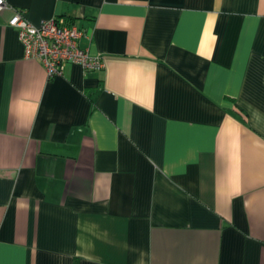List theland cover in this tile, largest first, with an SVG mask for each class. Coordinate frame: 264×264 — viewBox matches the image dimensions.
<instances>
[{"label": "crops", "instance_id": "0c3cea01", "mask_svg": "<svg viewBox=\"0 0 264 264\" xmlns=\"http://www.w3.org/2000/svg\"><path fill=\"white\" fill-rule=\"evenodd\" d=\"M4 1L0 264H264V0ZM20 10L104 69L48 78Z\"/></svg>", "mask_w": 264, "mask_h": 264}, {"label": "built area", "instance_id": "2783aa9c", "mask_svg": "<svg viewBox=\"0 0 264 264\" xmlns=\"http://www.w3.org/2000/svg\"><path fill=\"white\" fill-rule=\"evenodd\" d=\"M0 0V12L6 9ZM8 25L15 28L24 47L27 59L39 61L47 72L48 78L62 76L68 64L79 65L85 72H100L104 62L100 56L91 55L81 46L85 31L77 24L63 18H54L31 24L25 11H16Z\"/></svg>", "mask_w": 264, "mask_h": 264}]
</instances>
